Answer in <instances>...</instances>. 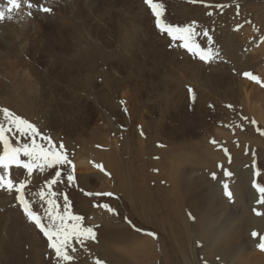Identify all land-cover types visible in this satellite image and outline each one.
<instances>
[{
  "label": "rangeland",
  "instance_id": "rangeland-1",
  "mask_svg": "<svg viewBox=\"0 0 264 264\" xmlns=\"http://www.w3.org/2000/svg\"><path fill=\"white\" fill-rule=\"evenodd\" d=\"M158 2L164 5L166 23L179 27L194 26L196 31L194 40L201 47H211L217 53L210 63L202 62L197 56L187 52L180 46L182 41H173L171 37L161 33L155 27V19L143 0H32L36 7L30 10L31 16L26 14L27 9H23L20 16L14 14L11 20L0 21V108H8L35 124L41 135L50 136L56 145L63 142L68 154L71 149L76 150L71 156L69 154V158L76 166V185L67 184L65 169L62 182L53 186V191L67 195L71 211L84 217V225L92 226L96 231L95 241L86 242L83 248L77 245L74 264H95L97 260L103 264H242L249 257L262 259L259 264H264L262 255L264 250L258 247L259 237L264 236V231H255L259 233L254 238L251 235L254 231L247 232V229L241 231L242 234L235 235L237 251L229 261H221L214 257L211 263L204 259L201 252L213 243V239L207 241V245L202 243L197 230L200 220H197L195 213L188 208H181L178 204H172L170 207L163 205L162 202L160 204V200L166 196L164 192L157 198L151 196L154 202L149 198L143 199L145 195L143 193L147 190H144L143 182L133 173L136 171L135 167L139 165L137 156H133L138 149L135 148L136 145L130 146V149L125 147V138L130 132L133 139L136 133L142 140L160 138L162 143L160 141L157 143V154L160 156L162 154V158L154 161L158 168L152 167V171L149 168L145 169L141 171V175L144 174L145 177L164 175L163 179H166L168 174L163 170L172 164L178 155L183 160L181 166L191 165L190 168L193 171L197 170L198 175H201L203 163L202 166L197 164L193 157V149L208 146L213 151H218L220 157L215 152L212 158L209 155L206 158L210 159L206 160L208 162L212 160L215 170L211 168L212 163L206 166L219 176L214 187H218L220 192L217 194L213 191V196L220 202L209 211L206 207L203 208L202 204L198 207L201 208L200 214L215 216L208 232L210 235L223 226L238 229L239 221L248 216L243 210L247 205L256 217L262 216L256 214L264 213V204L257 203L259 194L253 187V181L264 185V125L259 124L256 117H253L256 113L252 111L250 105H261L260 102L253 100L255 92L256 98L264 96V0H158ZM5 3L6 0H0V4ZM40 5L53 8V12L48 14L40 11ZM204 31L209 33L211 43L208 37L204 36ZM60 44L67 45L72 58L81 48L84 54L80 53L86 57L82 61V70H78L81 74L76 75V71L72 70L74 71L70 73L72 76H68L70 83L64 85L65 87L56 77L50 82L40 77L41 72L49 68L48 64L44 65V49L53 48L56 53H60L62 49ZM34 55L36 58L33 59V64L35 60L37 64L32 65ZM12 62L19 64L14 66ZM31 65L38 73L27 80L21 79L19 75V81L23 80L28 84H20L19 88L13 86L14 82L10 78L14 76L12 72H23L21 67L31 68ZM182 66L186 68L183 69ZM17 68L21 70H16ZM244 73H251L259 82L249 79ZM105 76L110 81L103 80ZM80 79L83 82L95 81L94 86H91V89L87 87V92L78 90L77 82ZM114 80L119 83H113ZM103 82L105 85L108 84L107 87ZM112 84L115 86L111 87ZM46 85L47 87H44ZM44 88L51 92L49 103ZM35 89L37 93L41 90L38 94L40 97L31 95L30 92L33 93ZM66 90L69 94L67 97L62 95V91ZM21 91L27 94L26 98L19 94ZM102 91L106 92V95L104 93L103 96ZM244 93H248L250 105L245 103ZM30 100L31 103H27ZM24 108L28 109L27 115H24ZM262 108L264 113V106ZM176 114H180V119L183 117L182 119L186 120L194 114L197 121L191 124L189 133L184 137L180 136V139L173 140L167 129L175 126L172 115ZM209 114L212 115L211 118ZM39 120L41 122H38ZM96 125L104 128L99 139L103 144L85 152L80 142L85 141L86 132ZM131 128L133 129L129 130ZM163 128L164 134L150 136ZM182 128L181 126L178 129ZM255 138H259L262 144L256 145ZM66 139L70 140L69 144ZM176 140L187 141L191 146L184 144L185 148L174 150L172 147ZM37 142H41L39 137ZM124 148L127 153L122 152ZM237 149L240 157L236 153ZM81 160L86 164H79ZM97 164L102 165L110 175H105L95 167ZM246 169L249 171L250 179L244 183L246 189L244 187V190L240 191L242 197L236 199L233 184L238 180L240 171ZM54 171V169H46L43 173L34 171L25 190L26 198L32 202L34 210L45 217L46 203L40 201L36 194L45 187V180L51 178ZM225 171L231 175L226 176ZM10 173L16 182L27 179L25 170L13 168ZM122 179L127 188L118 190L117 185L112 186V182ZM224 183L228 184L232 192V200L224 195L222 189ZM144 184L146 185L145 179ZM160 184H158L160 188L165 186L164 181ZM150 188L157 189L156 184ZM89 192H111L113 195L89 196L86 194ZM141 192L143 193L140 194ZM248 192L255 195V202L251 200ZM58 202L63 206V195L58 197ZM153 203H159L161 206H151ZM97 204H109L118 214L114 215L101 207H95ZM189 214L195 219H191ZM166 215L170 217V222L167 219L164 221ZM228 216L235 220L232 221L233 224L231 219L224 223V218ZM0 220V235L1 231L4 232L1 235L3 238L0 239L1 243L15 238L25 242L31 241L27 247L23 244L25 253L23 256L25 259L29 257L28 264H55L52 250L47 247L46 238L22 214L15 193L0 190ZM109 226H113L116 232L123 235L117 236L112 231L106 234L105 228ZM12 245L3 244L4 249L0 248V251H5V255L10 252L5 248ZM242 246L244 249L240 254L243 258L236 259ZM259 252L262 254L258 255ZM14 258L16 257L5 258L2 261L0 259V264H9L10 259L17 264L18 259Z\"/></svg>",
  "mask_w": 264,
  "mask_h": 264
},
{
  "label": "bare ground",
  "instance_id": "bare-ground-1",
  "mask_svg": "<svg viewBox=\"0 0 264 264\" xmlns=\"http://www.w3.org/2000/svg\"><path fill=\"white\" fill-rule=\"evenodd\" d=\"M64 3V2H63ZM136 3V2H135ZM61 5V4H60ZM135 5V4H134ZM72 7V6H71ZM133 7V6H132ZM131 7V8H132ZM64 8V7H63ZM77 9V8H76ZM119 9V8H118ZM141 9V8H140ZM61 10V9H60ZM135 10V9H134ZM57 12V11H56ZM129 12V11H128ZM18 16H20V15H18ZM60 16V15H59ZM144 17V16H143ZM118 21V20H117ZM134 21V20H133ZM136 21V20H135ZM131 22V21H130ZM84 24V23H83ZM117 24V23H116ZM124 24V23H123ZM135 28V27H134ZM8 29V28H7ZM123 30V29H122ZM142 31V30H141ZM43 33V32H42ZM81 34V33H80ZM44 35V34H43ZM88 36V35H87ZM126 37H127V35H126ZM54 38V37H53ZM229 39V38H228ZM133 41V40H132ZM150 42V41H149ZM154 42V41H153ZM228 42V41H227ZM123 43H125V42H123ZM134 43V42H133ZM135 43H137V42H135ZM163 43V42H162ZM59 44V43H58ZM130 44V43H129ZM154 44V43H153ZM30 45V44H29ZM37 45V44H36ZM82 45H84L85 46V44H82ZM60 46L62 47V49H61V51H60V53H56L55 52V50L53 49V48H51V49H44V51H45V58H44V65H47L48 64V70H45V71H42L41 72V74H40V77H42L43 78V80H45V81H48V82H50L51 80H54L53 78L54 77H56L57 79H59V80H61V82L63 83L62 85L64 86V85H67V83L69 82L68 81V76L69 75H71L74 71H72V70H75L76 71V75L77 74H81L79 71H80V69L82 70V61H83V58H86V57H84L83 56V54H84V52L81 50L82 48H81V46H80V50L79 51H74L75 53V56H74V54H73V56H74V58H72L70 55H69V51H68V49H67V45L66 44H60ZM230 46V45H229ZM83 47V46H82ZM79 48V47H78ZM233 49V48H232ZM78 50V49H77ZM35 51V50H34ZM83 52V54H81V53ZM78 53H80V54H78ZM154 53V52H153ZM157 56V55H156ZM154 57V56H153ZM36 58V56L34 55L33 57H32V65H35V64H37L36 63V61L37 60H35V62H34V64H33V59H35ZM70 58H72L71 60H70ZM78 62H77V61ZM85 60V59H84ZM119 60V59H118ZM18 61V60H17ZM74 61V62H73ZM13 63V62H12ZM74 63V64H73ZM179 63V62H178ZM177 63V64H178ZM14 64V63H13ZM18 64H19V62H17V63H15L14 64V66H18ZM181 64V63H180ZM184 64H185V62H184ZM31 65V68H29V67H26V66H24V67H21L22 68V71L23 72H17V73H13L12 72V75L14 74V76L13 77H10V78H12V80H13V86H16V87H18L19 88V86H20V84H23V85H25V84H28L26 81H19V75H20V77H21V79H25V80H27L28 79V77H31V76H33V74H37L38 72L37 71H34V69H35V67H33ZM83 65H84V63H83ZM131 65V64H130ZM13 66V67H14ZM133 66V65H132ZM184 66V65H183ZM11 68V67H10ZM184 68H186V67H183V69ZM190 68V67H189ZM118 69V68H117ZM14 70V69H13ZM16 70H21L20 68H17ZM15 70V71H16ZM79 70V71H78ZM123 70H125V69H123ZM10 71V70H9ZM120 71V70H119ZM189 71H190V69H189ZM194 71V70H193ZM127 72V71H126ZM179 72V71H178ZM224 72V71H223ZM20 73V74H19ZM71 73V74H70ZM131 73V72H130ZM198 73V72H197ZM10 74V73H9ZM11 75V74H10ZM132 75V74H131ZM130 75V76H131ZM198 75V74H197ZM196 75V76H197ZM216 75V74H215ZM38 76V75H37ZM72 76V75H71ZM179 76V75H178ZM221 76H223V75H221ZM181 77V76H180ZM89 78V77H88ZM20 79V80H21ZM90 79V78H89ZM112 79V78H111ZM223 79V78H222ZM71 80V79H70ZM91 80H92V78H91ZM103 80H109L110 81V79H108V77L107 76H105L104 78H103ZM129 80V79H128ZM205 80V79H204ZM28 81H30V80H28ZM56 81V80H55ZM57 82H59V81H57ZM43 83V82H42ZM70 83V82H69ZM94 83H95V81H93V83L90 81V80H88V81H84L83 82V80L82 79H80V81L79 82H77V88H78V90H81V91H84V92H87L88 91V88L87 87H89V89H91V86H94ZM105 83H108V82H106L105 81ZM113 83H119V81H116L115 82V80H114V82ZM223 83H225V82H223ZM48 84V83H47ZM88 84V85H87ZM103 84H104V82H103ZM227 84H228V82H227ZM1 85V84H0ZM105 85V84H104ZM106 85H108V84H106ZM105 85V86H106ZM178 85V84H177ZM220 85V84H219ZM111 87H113V86H115V84H112V85H110ZM15 87V88H16ZM44 87H47V85L46 86H44ZM55 87V86H54ZM65 87V86H64ZM107 87V86H106ZM110 87V88H111ZM69 88V87H68ZM12 89V88H11ZM17 89V88H16ZM37 89H39L38 87H37ZM37 89H35L36 91H34L33 93L32 92H30L31 93V95L32 94H35L34 95V97L36 96V98H37V96L38 97H40L38 94H39V91H41V90H38V93H37ZM42 89V88H41ZM45 89V88H44ZM70 89V88H69ZM68 89V90H69ZM75 89V88H74ZM87 89V90H86ZM117 89V88H116ZM58 90V89H57ZM60 90V89H59ZM73 90V89H72ZM76 90V89H75ZM104 90V89H103ZM69 91H71V90H69ZM105 91V90H104ZM104 91H102V95L104 96V93H105V95H106V92H104ZM231 91V90H230ZM27 92V91H26ZM55 92V91H54ZM61 92V91H60ZM15 93H17V92H15ZM29 93V94H30ZM44 93H45V97H46V99H47V102L49 101V96L51 97V92L50 91H47V88L44 90ZM19 94H21V96L23 97V98H26L27 97V94L25 93V94H23V91H21ZM58 94H60V93H58ZM100 94V93H99ZM247 94L248 93H244V96H243V98L245 97V99H246V101H245V103L247 102V104H249L250 105V102L248 101V97H247ZM26 95V96H25ZM62 95H64L65 97H67L69 94H67V90L65 91V92H63L62 91ZM102 95H101V97H102ZM11 96V98H12V95H10ZM9 96V97H10ZM30 96V95H29ZM28 96V97H29ZM33 96V95H32ZM71 96H72V94H71ZM98 96V95H97ZM159 96V95H158ZM258 96V95H257ZM59 97V96H58ZM72 97H74V96H72ZM35 98V99H36ZM41 98H42V95H41ZM167 98V97H166ZM168 98H170V97H168ZM242 98V99H243ZM10 99V98H9ZM28 99V98H27ZM29 99H31V98H29ZM39 99V98H38ZM105 99V98H104ZM108 99H110V98H108ZM258 99H259V101H258ZM25 100V99H24ZM160 100V99H159ZM253 100H255V101H257V102H260V104L261 105H259V104H252V106L250 105V107L252 108V111L253 112H255L256 114V116H253V117H256V120H257V122H259V124H261V125H264V113H263V108H262V106H264V96L263 97H261V98H256V92H255V94H254V99ZM11 102H12V100H10ZM31 101L32 100H30V102L28 101L27 103H31ZM33 101H34V99H33ZM109 101V100H108ZM7 102L9 103V101L7 100ZM39 102V101H38ZM24 103H26V102H24ZM49 103V102H48ZM51 104H52V102H50ZM173 103V102H172ZM241 103V102H240ZM38 104V103H37ZM263 104V105H262ZM49 105V104H48ZM166 105V104H165ZM175 105V104H174ZM28 106H29V104H28ZM27 106V108H30V107H28ZM247 106V105H246ZM27 108H24L23 109V111H25V114L24 115H27L28 114V109ZM35 108V107H34ZM112 108H113V105H112ZM199 109V108H198ZM180 110V109H179ZM248 110V109H247ZM249 110H251L250 108H249ZM30 111V110H29ZM203 112V111H202ZM162 113V112H161ZM174 113V112H173ZM180 113V112H179ZM204 113V112H203ZM203 113H200V114H203ZM207 113V112H206ZM210 113V112H209ZM44 114V113H43ZM175 114V113H174ZM181 114V113H180ZM179 114V115H180ZM208 114V113H207ZM207 114H206V116H207ZM179 115L178 114H176V115H172V117H173V119H174V123H175V126H170V127H168V129H167V131L169 132H167L168 134H170V136L173 138V140L174 139H180L179 137L180 136H185V134L186 133H189V129L191 128V124H193L194 122H196L197 121V117L194 115V114H192V115H190L189 117H188V119L186 120V119H180V117H179ZM253 115H254V113H253ZM201 116H203V115H201ZM200 116V117H201ZM208 116H210V114L208 115ZM212 116V115H211ZM211 116L209 117V118H211ZM103 118H105L104 117V115L102 116ZM186 117V116H185ZM170 118V117H169ZM204 118H205V116H204ZM208 118V119H209ZM101 119V118H100ZM131 120V119H130ZM38 122H41L40 120L38 121ZM46 122V121H45ZM173 122V121H172ZM107 123V122H106ZM141 123V122H140ZM171 123V122H170ZM94 125V124H93ZM173 125V124H172ZM181 126L183 127L182 128V130H179L178 128L180 127L181 128ZM104 128H102V127H100V126H94L93 128H92V130H90L89 132H86L87 134H85L86 136L85 137H87V138H85L84 140L85 141H83V140H81L82 142H80L81 143V145H82V148L83 149H85V152H86V150H87V152H88V150H90V149H92V148H94V147H96V146H102V141L101 140H99V139H101V134H103L102 133V131H104L103 130ZM133 128H131V129H129V130H132ZM161 129V128H160ZM159 129V130H160ZM129 130H128V132H129ZM164 130H165V128H163V130H161L160 132H156V133H154V134H150V136H156V135H162V134H164ZM137 132V129H135V133ZM151 133V132H150ZM153 133V132H152ZM239 136V135H238ZM79 137V136H78ZM82 138V137H81ZM84 138V137H83ZM125 138V137H124ZM253 138V137H252ZM135 139H136V141H135ZM171 139V138H170ZM250 139V138H249ZM259 139V138H258ZM256 139L255 138V143H256V145H257V143H258V145H259V143L260 144H262V142H261V140L259 139ZM148 140H149V143H148ZM169 140V139H168ZM66 141H67V143L69 144V139H66ZM161 142L162 140L160 139V138H158V137H151L150 139H146V140H142V139H140L139 137H138V134L136 133V135H135V137H134V139H133V136H131V132H130V135L128 134V137L127 138H125V142H126V144H125V147H128V149H130V146L131 147H133L132 145H136V149H138L136 152H134V150H133V152H134V157H135V155L137 156V160H138V162L137 163H139V165L137 166V167H135V170L136 171H134L133 173H134V176L135 177H137V178H139L142 182H143V186H145V188H144V190H147L146 191V193H143V192H141L140 194H145L144 195V198L143 199H145V198H149V199H151V196L153 197V198H157L158 196L160 197V196H162V193L161 192H164V194L166 195V196H164L161 200H160V204H161V202H162V204L163 205H166L167 207H170L172 204H178V206L180 205L181 206V208H188L189 210H192L194 213H195V215H196V218H197V220H200V225H199V228L197 229L198 230V233L200 234V237H201V240H202V243H204V245H207L208 244V242L207 241H211L212 239V241H213V243H210L207 247H205L203 250H202V255H203V258L204 259H207V260H209L211 263L213 262V259H214V257L216 258H219V259H221V261H223V260H227V261H229L230 260V257L234 254L235 255V251H237V247H235V241H236V237H235V235L236 234H242V233H240L241 231H246V229H247V232H249V231H264V216L262 215V216H260V217H256L253 213H252V211H251V208H249V206L247 205L246 207H245V209H243V210H245V212L248 214V216H246V218L243 220V221H239V228L238 229H232V228H230V227H228V228H226V226H223V227H220V228H217L216 230H212L213 232V234H209L208 232H209V230H211V227H212V223H214V219H215V216H212V215H204V214H200L199 212H201L200 211V209L198 208L201 204L203 205V208H207L208 209V211H209V209H211L212 208V206H213V208L214 207H216V206H218V204H219V202H220V200L219 199H217V198H215L213 195H214V192L213 191H215L217 194H219V192H220V190L218 189V187H214L215 186V184H216V178L217 177H219L218 175H216L215 174V179H213V177H212V174L214 173L213 172V169L215 168L214 166V164L211 162V161H206V160H210V159H206L207 158V156L209 155L210 156V158H212V156H214L217 152L214 150L213 151V149L212 148H209L208 146H206V147H196V148H194L193 149V157L195 158V161L197 160V164L198 165H201L202 166V163H203V167H202V169H201V175H198V171L197 170H194L193 171V169H191L190 168V166L189 167H183V166H181V163H182V161L183 160H181V156L180 155H178L177 156V158H176V160L172 163V164H170V165H167V167H166V169H164L163 171H165L166 173H168L167 175H166V179H163L162 178V176H164V175H161V177H157V176H151V175H149L148 177H145V175L143 174V175H141V171H144L145 169H147L148 170V168L150 169V171H152V167H156V163L154 164V161L155 160H157V158H162L161 156H162V154H161V156L160 155H158L157 154V143L158 142ZM180 142H182V141H180ZM180 142H177V140H176V142L175 143H173V149L175 150H177V151H179L180 150V147L181 148H185V146H184V144L185 145H188V146H191L190 144H188V142L187 141H183L182 143H180ZM108 143V142H107ZM162 143V142H161ZM200 143V142H199ZM242 143V142H241ZM149 144V146H147ZM159 144V143H158ZM107 145V144H106ZM105 145V146H106ZM217 145V144H216ZM232 145V144H231ZM220 146V145H219ZM108 147V146H107ZM231 147V146H230ZM134 148V149H135ZM101 149V148H100ZM109 149V148H108ZM125 149L126 148H124V151H122L123 153H127L126 151H125ZM133 149V148H132ZM135 149V150H136ZM186 150V149H185ZM230 150H232V151H235L233 148L231 149L230 148ZM238 150V149H237ZM73 151L75 152L76 150L75 149H71L70 151H69V154H70V156L72 155V153H73ZM91 151V150H90ZM82 152V151H81ZM130 152V151H129ZM132 152V153H133ZM216 152V153H215ZM180 153V152H179ZM237 154H238V156H239V150L236 152ZM97 154H99V153H97ZM102 154H104V153H102ZM109 154H111L110 153V151H109ZM125 155V154H124ZM192 155V154H191ZM69 156V157H70ZM99 156V155H98ZM101 156H103V155H101ZM166 156V155H165ZM188 156V155H187ZM217 156L218 157H220L221 155L219 154V153H217ZM164 157V156H163ZM236 157H237V155H236ZM240 157V156H239ZM104 158V157H103ZM183 158V157H182ZM197 158V159H196ZM215 158V157H214ZM217 158V157H216ZM184 159V158H183ZM134 160V159H133ZM190 160V159H189ZM214 160V159H213ZM216 160V159H215ZM147 161H148V163H147ZM173 161V160H172ZM191 161V160H190ZM105 162V161H104ZM132 162V161H131ZM188 162V161H187ZM79 164H81V165H85L86 164V162L84 161V162H82V160L80 161V162H78ZM112 163V162H111ZM114 163V162H113ZM136 163V162H135ZM196 163V162H195ZM208 163H212V166H211V168H213L212 170L211 169H208V167L206 166ZM106 164H108V163H106ZM130 164V163H129ZM157 164H158V162H157ZM113 165V164H112ZM115 166V165H114ZM114 168V167H113ZM156 168H158V167H156ZM164 168V167H163ZM218 167H216V169H217ZM159 170H160V168H159ZM215 170V169H214ZM157 172H158V170H157ZM220 172V171H219ZM152 173H154V172H152ZM217 173V172H216ZM163 174H164V172H163ZM219 174V173H218ZM221 176V175H220ZM141 177V178H140ZM152 178H153V180H155L154 181V183H153V180H152ZM144 179H145V183H146V185L144 184ZM159 180V181H157L156 182V180ZM160 179H161V181L163 182L164 181V185L165 186H163V188H160L161 186H159V185H161L160 184ZM249 180L250 178H249V171L246 169V170H241L240 171V173H239V175H238V180L233 184V192L235 193L234 195H236V199H240L241 197H242V194H241V192L240 191H242V190H244V183H245V181L246 180ZM166 180V181H165ZM125 183V181L122 179L121 181L120 180H117V181H115V182H112V186H115L116 187V185H117V188H118V190H124L125 188H127V185H125L124 183ZM115 183V184H114ZM148 183V184H147ZM159 185H158V184ZM155 184H156V187H157V189H152V188H150V187H153V186H155ZM148 185H149V187H148ZM130 186V185H129ZM116 189V188H115ZM223 189V188H222ZM245 189H246V187H245ZM219 190V191H218ZM143 191V190H142ZM249 191V190H248ZM246 192V191H245ZM244 192V193H245ZM139 193V192H138ZM151 193V194H150ZM223 193V192H222ZM240 193V194H239ZM249 193V192H248ZM252 194H253V192H252ZM249 195L251 196L250 198H251V200L252 201H254L255 202V195H251V192L249 193ZM167 196H169V197H167ZM138 198V197H137ZM212 198H214V199H212ZM192 199H197L196 201H193ZM248 199V198H247ZM189 200V202H187ZM147 201H148V203L150 204V201L147 199ZM151 201H153L152 199H151ZM239 201V200H238ZM142 202V201H141ZM154 202V201H153ZM139 203V202H138ZM152 203V202H151ZM159 203H156V204H154L153 203V205H151V206H161V205H159ZM248 203H249V201H248ZM140 204V203H139ZM252 204H255V203H253L252 202ZM257 205V204H256ZM224 206V205H223ZM163 207H165V206H163ZM175 208V207H174ZM154 209V208H153ZM199 209V210H198ZM206 209V210H207ZM221 210H222V208H220ZM165 210V209H164ZM212 210V209H211ZM259 210V209H258ZM215 211V210H214ZM223 211V210H222ZM205 212V211H204ZM224 212V211H223ZM208 213V212H207ZM226 213H227V211H226ZM234 213H236V212H234ZM166 214H168L167 212H166ZM220 214H222V213H220ZM228 214H229V212H228ZM177 215V214H176ZM223 215V214H222ZM224 216V215H223ZM231 217H232V215H230ZM230 216H228V217H226V218H224V223H226L229 219H231V222L232 221H235L234 219L232 220V218L230 217ZM234 217V216H233ZM237 217V216H236ZM242 217H244V216H242ZM241 217V218H242ZM5 218V217H4ZM220 218V217H219ZM223 217L221 216V219H222ZM235 218V217H234ZM164 219V221H166V219H167V221H171V219H170V217H168L167 215L163 218ZM220 219V220H221ZM1 221V220H0ZM229 222V221H228ZM197 223V222H196ZM234 222H232L231 224H233ZM109 224V223H108ZM107 224V225H108ZM224 225V224H223ZM219 227V226H218ZM231 227H233V226H231ZM216 228V227H215ZM205 229V231H203ZM104 230V229H103ZM105 231H106V234L107 233H109V232H111L112 231V233L113 234H116L117 236H119L120 235V237L123 235V234H121V232H116L115 231V228L113 227V226H109V228L107 227V229L105 228ZM101 233H103V231L101 232ZM118 233H120V234H118ZM259 233V232H258ZM24 234V233H23ZM261 234V233H260ZM107 236V235H106ZM189 236V235H188ZM0 237H1V235H0ZM28 237V236H27ZM239 237V236H238ZM110 238H112L111 236H110ZM1 239H3L2 237H1ZM238 239V238H237ZM250 239V238H249ZM106 241V240H105ZM130 241V240H129ZM250 240H248V242H249ZM108 242V241H107ZM251 242H252V240H251ZM109 243V242H108ZM238 243V242H237ZM16 244H18L17 242H16ZM15 244V245H16ZM18 246V245H17ZM28 246V243H26L25 244V247H27ZM244 246V245H243ZM243 246H242V248H241V250H238V256L236 257V259H242L243 258V256L240 254V253H242L241 251L244 249L243 248ZM20 247V246H19ZM166 247V246H165ZM164 247V248H165ZM240 247V246H239ZM1 249H4V247H0ZM177 248V247H176ZM178 249V248H177ZM22 251V252H21ZM19 250L18 251V254H19V256L18 257H16V258H14V259H18V261H17V264H28V262H27V260L29 259V257H27L26 259L24 258V256H23V254H25V253H23V246H22V250ZM5 252V251H4ZM2 253V252H1ZM174 253V252H173ZM172 253V254H173ZM176 253V252H175ZM253 254V253H252ZM262 253L261 252H259L258 253V255H261ZM254 255V254H253ZM257 255V254H256ZM263 256H264V254H262ZM1 256V255H0ZM251 256V255H250ZM233 257V256H232ZM260 260H262V259H260ZM258 258H256V257H249V258H247L246 259V261L245 262H242V264H259V261H260ZM2 261V260H1ZM224 261V262H225ZM226 261V262H227ZM231 261H233V260H231ZM263 261H264V259H263ZM262 261V262H263ZM4 263V262H3ZM9 264H16V262H14L13 263V259H10L9 260V262H8ZM263 264V263H262Z\"/></svg>",
  "mask_w": 264,
  "mask_h": 264
},
{
  "label": "snow or ice",
  "instance_id": "snow-or-ice-1",
  "mask_svg": "<svg viewBox=\"0 0 264 264\" xmlns=\"http://www.w3.org/2000/svg\"><path fill=\"white\" fill-rule=\"evenodd\" d=\"M144 4L151 10V14L155 19V27L163 34L171 37L173 41L179 40L183 43L180 45L193 56H197L200 61L210 63L217 55L211 47H201L194 40L196 31L194 26L188 25L179 27L170 23H166L164 19L165 8L163 3L158 0H143ZM223 7V5H220ZM36 7L32 0H6L5 4H0V21L5 19L11 20L13 15H20L23 9H27L26 14L31 16V9ZM238 7V6H237ZM39 10L51 14L53 8L39 6ZM238 14V13H237ZM204 36L208 37L211 43V37L207 31ZM246 77L259 82L258 78L251 73H244ZM191 92V89L189 90ZM2 119H0V190L8 193H15L22 214L31 222L34 227L43 234L47 240V247L52 250V256L55 258V264H74L76 259L77 245L83 248L88 241L96 240V231L92 226L84 225V217L75 215L71 211V206L66 194H58L53 191V186L62 182L64 170L67 169L66 182L68 185H76L77 178L75 176V164L69 158V154L63 142L56 145L50 136L41 135L35 124L22 118L8 108H0ZM255 123V121H252ZM39 137L41 142H37ZM215 143V141H213ZM22 157L24 159H22ZM105 175L107 173L102 165H95ZM22 169L27 173V179L16 182L11 173V169ZM46 169H54L51 178L45 180V187L40 189L36 194L40 201L46 203L45 216L34 210L32 202L26 198V188L31 182L34 171L43 173ZM226 176L231 173L225 171ZM215 179V173L212 174ZM253 187L259 194L257 203L264 204V185L253 181ZM224 195L232 200V192L229 190L227 183L223 184ZM89 196H109L111 192L86 193ZM63 195V206L58 202V197ZM95 207H101L111 213H116L115 209L109 204H97ZM264 215V213H256ZM190 215V214H189ZM45 218L47 223H45ZM191 219H195L191 217ZM130 223V222H129ZM150 235H154L151 234ZM252 237H257V232H252ZM258 247L264 250V236L259 237ZM95 264H103L97 260Z\"/></svg>",
  "mask_w": 264,
  "mask_h": 264
},
{
  "label": "crops",
  "instance_id": "crops-1",
  "mask_svg": "<svg viewBox=\"0 0 264 264\" xmlns=\"http://www.w3.org/2000/svg\"><path fill=\"white\" fill-rule=\"evenodd\" d=\"M182 68H183V66H182ZM4 232L3 231H1V235L3 234ZM1 239V238H0ZM2 240V239H1ZM16 242L18 243V244H16ZM24 240H22V239H18V238H15L14 240H12V241H9V242H3V243H1V241H0V245H1V247H3V244H8V243H10V244H13L11 247H7V248H5L6 250H10V252H7L5 255H4V252H2L3 250H1L0 251V253L2 252V254H0L1 256H0V259L1 260H3V259H5V258H7V259H9V258H13V257H18L19 256V254H18V251L20 250H22V246H23V244H26V243H31V241H27V242H25ZM16 244V245H15ZM18 245V246H17ZM20 246V247H19ZM22 252V251H21ZM39 257V256H38ZM5 261V260H4Z\"/></svg>",
  "mask_w": 264,
  "mask_h": 264
}]
</instances>
